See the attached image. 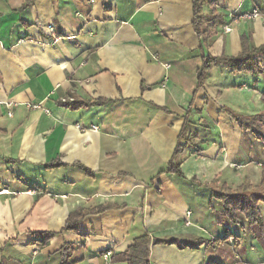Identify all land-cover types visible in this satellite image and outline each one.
Returning <instances> with one entry per match:
<instances>
[{"label": "crops", "instance_id": "obj_1", "mask_svg": "<svg viewBox=\"0 0 264 264\" xmlns=\"http://www.w3.org/2000/svg\"><path fill=\"white\" fill-rule=\"evenodd\" d=\"M202 13L223 22L204 42L192 0H0V264H63L64 247L65 264H127L145 234L150 264H264L245 217L212 198L264 177V145L231 116L264 111V74L216 65L197 81L203 54L264 45V0H204Z\"/></svg>", "mask_w": 264, "mask_h": 264}, {"label": "trees", "instance_id": "obj_2", "mask_svg": "<svg viewBox=\"0 0 264 264\" xmlns=\"http://www.w3.org/2000/svg\"><path fill=\"white\" fill-rule=\"evenodd\" d=\"M29 1V0H27ZM203 4L204 0H192L193 7V28L196 34L200 37L202 42L206 37H210L212 29L218 24L222 25L223 22H215V19L205 20L203 16ZM24 5L23 7H25ZM22 7V8H23ZM249 38L242 36V51L236 57H211L209 55L201 56V66L197 71L198 87L204 85L206 78L210 70L216 65H225L231 73H245L251 74L255 77L264 74V45L259 47H253L249 44ZM202 48V47H201ZM263 63V64H262ZM107 100H96L92 104H104ZM89 104V103H88ZM73 105V104H70ZM74 107V106H73ZM237 122L239 127L250 132L255 139L260 141L264 145V111L252 116H239L231 115ZM189 120L186 117L184 125L181 129L177 146L174 151V157L168 163L166 169L172 173L180 174V165L176 162V157L181 154L185 148L191 144L193 135H188ZM181 139L184 142H181ZM60 163L51 164L52 167H57ZM86 175H92V172L82 165H76ZM212 198L218 200L222 206L223 215L230 220V222L236 223L238 215H243L249 226V230L253 236L258 239L264 245V229L260 210L258 208L259 203L264 205V177L261 183L257 187H251L244 183L235 190H231L225 186L219 189L212 190ZM78 213L70 214L66 221L65 229L74 230L76 224L79 221ZM44 241L53 236V233H41L39 234ZM224 238V237H223ZM218 240H223L219 238ZM216 240V241H218ZM175 239H157L154 242L160 243H173ZM151 240L148 234L140 236L134 239L133 244L123 253L120 254V258L127 264H150L149 257V244ZM67 249H62V263H66ZM211 264V263H207Z\"/></svg>", "mask_w": 264, "mask_h": 264}, {"label": "built area", "instance_id": "obj_3", "mask_svg": "<svg viewBox=\"0 0 264 264\" xmlns=\"http://www.w3.org/2000/svg\"><path fill=\"white\" fill-rule=\"evenodd\" d=\"M251 1L254 2L255 0H251ZM258 15H259L258 9L255 6H253L252 7V11L250 13H245L243 15V17H236L235 18V17L232 16V18H233L232 20H233L234 23H238L241 18H244V19H252V18L258 17ZM224 29H225V31H230L231 30V28L228 27V26H226ZM8 115L11 116V113L9 112ZM91 129L92 130H97V126L91 125ZM0 194H10V191L8 189H2L0 191ZM188 215H189V213H188ZM109 255H110L109 252L108 253H105L104 257L107 258Z\"/></svg>", "mask_w": 264, "mask_h": 264}, {"label": "rangeland", "instance_id": "obj_4", "mask_svg": "<svg viewBox=\"0 0 264 264\" xmlns=\"http://www.w3.org/2000/svg\"><path fill=\"white\" fill-rule=\"evenodd\" d=\"M237 74V73H236ZM242 75H245V73H241ZM229 75V74H228ZM230 76V75H229ZM232 76H230V78H231ZM235 101H237V100H233V101H230V103H232V102H235ZM229 103V104H230ZM261 103L264 105V101H262L261 100ZM258 114V113H257ZM256 115V114H255ZM246 117V116H245ZM247 158V155H245V154H242V155H240V159H246ZM195 252H196V250H194ZM195 260L193 259L192 260V262H194ZM189 260L187 259V260H185V259H182V261H181V264H189ZM197 264V263H196Z\"/></svg>", "mask_w": 264, "mask_h": 264}]
</instances>
